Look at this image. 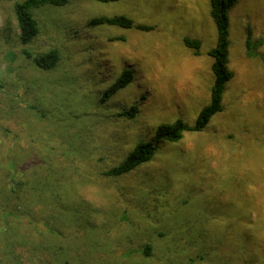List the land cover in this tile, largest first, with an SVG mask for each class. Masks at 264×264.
Wrapping results in <instances>:
<instances>
[{"label":"rangeland","instance_id":"rangeland-1","mask_svg":"<svg viewBox=\"0 0 264 264\" xmlns=\"http://www.w3.org/2000/svg\"><path fill=\"white\" fill-rule=\"evenodd\" d=\"M15 1L0 0V185L24 191L0 205V264H264V0L229 8L223 109L174 141L158 125H193L210 101V0L46 4L28 44ZM120 15L132 25L90 22ZM139 141L148 161L103 174Z\"/></svg>","mask_w":264,"mask_h":264},{"label":"trees","instance_id":"trees-1","mask_svg":"<svg viewBox=\"0 0 264 264\" xmlns=\"http://www.w3.org/2000/svg\"><path fill=\"white\" fill-rule=\"evenodd\" d=\"M102 2L108 0H100ZM235 0H210V15L214 21L217 32L216 45L209 51V55L213 61L211 70L214 75L213 84L211 87L210 101L207 105L201 108L197 119L193 125H189L181 119H176L172 122L161 123L157 127L156 138L166 141H174L181 138L183 132L188 130H201L210 118L217 112L223 109L222 93L225 82L232 76V72L228 69V33H229V18L228 10ZM65 0H23L15 1L13 3V10L18 28V37L22 44H28L38 32V22L32 13L33 8H37L46 4L61 5ZM91 23H106L118 24L125 27H130L132 21L125 16H99L90 20ZM188 46L198 48L199 42L197 40L185 39ZM26 57H31L27 50H23ZM34 63L42 69H52L59 61V52L56 49H50L44 53H38L32 56ZM132 79V71L129 68L123 69L116 80L106 89L104 98L107 95L113 94L119 88L127 86ZM137 112L135 105L129 106L122 111L126 117H133ZM120 113V114H121ZM155 145L152 141H139L132 150L125 156V158L106 169L103 174L108 176H117L124 174L142 162L148 161L155 151ZM20 185V184H19ZM24 190H22L23 192ZM20 187L11 186L8 182V177L5 179L3 185H0V205H6L11 198L9 196L14 193H20ZM19 199L22 196L17 194ZM16 198V197H15Z\"/></svg>","mask_w":264,"mask_h":264}]
</instances>
